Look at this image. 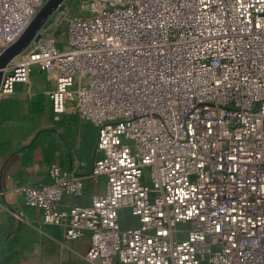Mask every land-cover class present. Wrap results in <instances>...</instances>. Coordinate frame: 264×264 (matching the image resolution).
<instances>
[{"label": "built area", "instance_id": "2783aa9c", "mask_svg": "<svg viewBox=\"0 0 264 264\" xmlns=\"http://www.w3.org/2000/svg\"><path fill=\"white\" fill-rule=\"evenodd\" d=\"M47 1L0 0V54ZM85 1L2 69L0 96L37 70L98 130L90 172L52 164L26 206L91 263L264 264V0Z\"/></svg>", "mask_w": 264, "mask_h": 264}, {"label": "crops", "instance_id": "0c3cea01", "mask_svg": "<svg viewBox=\"0 0 264 264\" xmlns=\"http://www.w3.org/2000/svg\"><path fill=\"white\" fill-rule=\"evenodd\" d=\"M51 87L35 70L29 84L0 96V264H106L86 259L90 236L67 241L59 227L45 225L42 214L26 206L21 192L49 183L52 164L86 175L97 158V128L76 113L55 114Z\"/></svg>", "mask_w": 264, "mask_h": 264}, {"label": "water", "instance_id": "95a60500", "mask_svg": "<svg viewBox=\"0 0 264 264\" xmlns=\"http://www.w3.org/2000/svg\"><path fill=\"white\" fill-rule=\"evenodd\" d=\"M64 2L65 0H48L39 10L22 35L0 54V85L2 79V69L11 60L28 48L33 41H37L41 37L39 32L44 28V25L53 16V14L57 10L62 9Z\"/></svg>", "mask_w": 264, "mask_h": 264}, {"label": "rangeland", "instance_id": "374dc122", "mask_svg": "<svg viewBox=\"0 0 264 264\" xmlns=\"http://www.w3.org/2000/svg\"><path fill=\"white\" fill-rule=\"evenodd\" d=\"M87 8L88 5L85 0H67V2L65 1L62 9L57 10L53 14V16L46 22V24L44 25V32H49L53 29H56L55 27L59 24V26H57V30L54 33V35L58 39H61L63 36L62 32L66 26L67 16L70 14H74V15L85 14ZM103 187H104V182L101 183V186L98 190L102 191Z\"/></svg>", "mask_w": 264, "mask_h": 264}]
</instances>
